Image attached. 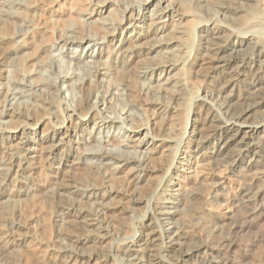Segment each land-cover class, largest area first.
I'll use <instances>...</instances> for the list:
<instances>
[{"label":"bare ground","instance_id":"bare-ground-1","mask_svg":"<svg viewBox=\"0 0 264 264\" xmlns=\"http://www.w3.org/2000/svg\"><path fill=\"white\" fill-rule=\"evenodd\" d=\"M39 1L0 0V29L1 23L15 29L12 34L0 30V45L13 39L19 46V51L13 49V53H21L27 46L26 38L37 27L35 15ZM101 2H96L95 12L82 21L89 25L97 17L96 21L107 30L105 36L93 32L79 37L70 28L62 42L42 49L50 60L57 59L58 63L61 59L55 52L70 49L66 58H62L69 62L68 72L54 73V81L42 82L45 88L31 78L33 70L21 69L12 70L13 85H7L8 75L2 69L5 74L0 77V95L4 97L0 105V202L12 200L15 204L34 194L35 180L41 172L40 159L47 160L46 165L58 184L65 169L91 167L102 183L72 181L66 192H54L50 188L43 191L48 198L56 194L67 197L69 208L56 219L61 228L66 226L67 217H74L85 229L75 240L80 247L63 243L48 246L47 251L51 250L66 264H85L95 257L97 264H171L165 251L185 243L182 221H188L185 213L194 192L182 193L165 181L171 177V169L188 137V147L196 153L199 163L221 166L232 162V172L246 180L229 200L234 209L221 217L222 227L218 223L219 243L203 245L200 249L190 245L181 248L178 262L190 264V258L199 252L203 264H246V252L239 256L233 240L241 229L239 222L241 218L250 222L264 219V3L260 0H138L134 4L124 3L123 17L115 20L109 15L112 10L109 4ZM14 8L21 10L16 11L20 16L15 15ZM98 44L100 49L94 54L93 46ZM83 47L91 52L77 54L78 48ZM40 66L35 72L41 73ZM86 66L87 71L92 67L91 76L79 79L82 75L76 70ZM205 68L206 89L203 93L191 91L189 75L198 76ZM130 74L140 77L147 104L154 106L159 114L163 112L152 124L146 119L148 114L136 106L122 108L113 115V101L118 98L112 81ZM64 85L68 89L78 88V97L70 99L65 95ZM97 87L99 90L93 95ZM44 92L52 96V101L44 97ZM25 97H28L27 106L21 107ZM30 98L33 101L29 104ZM173 99L177 101L175 105L170 103ZM61 104L65 108L60 120L53 121L52 128L42 133L39 121L34 126L23 121L9 125L17 114L27 117L41 106L47 109L42 118L51 119L60 111ZM167 112L173 113L171 124L164 121L169 117ZM135 119L142 122L139 127L134 126ZM161 120L162 132L158 134L152 126ZM105 129L107 133L103 134ZM111 130L114 131L110 134ZM131 132L136 135L132 144ZM165 157L169 164L158 186L166 193L155 198L154 192L145 200L146 212L139 218L143 220L150 214L156 225L146 224L143 237L138 226L139 233L135 228L131 235L113 238L114 247L108 252L90 253L88 248L92 244L103 243L112 235L107 225L98 221L101 209L108 208L117 193L112 181L128 169L136 192L132 201L145 203L138 191L143 187L141 182L147 184L149 179L141 173L152 166V160ZM224 182L221 178L214 182L217 190L224 189ZM83 199L94 207L81 208ZM191 212H195L194 208ZM16 220L15 226H20L19 216ZM7 236L3 235L1 241L5 251L17 244L14 241L21 242V238L11 240ZM157 240L160 242L156 243ZM156 245L158 251L150 253L146 261L144 254Z\"/></svg>","mask_w":264,"mask_h":264},{"label":"rangeland","instance_id":"rangeland-1","mask_svg":"<svg viewBox=\"0 0 264 264\" xmlns=\"http://www.w3.org/2000/svg\"><path fill=\"white\" fill-rule=\"evenodd\" d=\"M101 1H106V3L109 4L110 9H112L109 15L115 20H119L124 14L123 4H134L138 0ZM101 1L40 0L36 7L38 15H35L37 18V22H35L37 23L36 26L38 28L36 27L35 30H33L34 32L32 31L29 37L26 38L27 46L21 49V53L19 55L13 53V49L19 51V46L14 44L13 39L0 45V77L4 76L5 74L2 69H6V76H9H7L9 82L6 81V84L9 83V85L12 86V81H14V76H12L14 75V70H33L31 78L36 82V84H39L45 88V84H42L44 80L46 82H48V80L54 81V78L56 77L55 75H57L59 72H68L69 67L67 66H69V62L66 60L64 61L62 58L67 55L70 49H68L67 52H55L57 55L56 57L61 59V61L58 60L59 63L56 61L57 59L54 60L56 61L55 67H53V64H55L54 61L50 60L47 52H44L42 49H49L51 46L56 44V42H62L65 33L69 32L70 28H73L79 37L93 32V34L96 33L98 36H105L107 30L103 27V25H101L100 22L96 21L95 18L97 17L93 18V22H91L89 25H85L82 21L83 18L87 19L90 14L95 12L96 2L100 3ZM260 1L264 3V0ZM18 10H14L15 15H19L16 14ZM19 11L21 12V10ZM15 21L18 22V19H15ZM0 30L8 34H12L14 33L15 29L12 25L10 26L9 24L1 23ZM84 49L85 47H83V49L78 48L77 54L79 53L81 55L91 52L90 50L88 51L87 48L85 51ZM99 49V44L94 45V54L98 53ZM106 56L107 54H105V60L107 58ZM47 58L50 60V62L53 61L51 62V65L49 64L50 62ZM45 60L46 63H44ZM65 62H67V64ZM40 64L42 65L40 66ZM38 66L41 68V73L35 72V69ZM85 68L82 67V70L80 68L77 69L78 71L76 70V72H79V74L82 75L79 77V79H81V77L83 79L91 76L90 71H92V67H88V71L87 66ZM7 69H10V72ZM206 69L207 68L199 72L198 76L195 74L189 75L188 88H191V91H195L197 93L204 92L207 87V82L205 79L207 71ZM11 79L13 80L11 81ZM112 82L116 86L114 91H116V97L118 98L116 101H113V115L114 113L115 115H117L116 113H120L122 108H131L136 106L142 108L143 111L148 114L146 119L149 121V124H152V122L157 121L160 119V117H162L163 112L159 114V111H154V106L147 104V96L141 91V79L139 76L130 74L126 77H116ZM64 86V94L69 98L71 97L70 99H74L80 94L78 92V88L68 89L66 87L67 85ZM10 87L7 86L6 88L9 89ZM98 90L99 88L97 87L94 90L93 95ZM43 94L44 97L48 98L49 101L52 99V96L49 95L48 92H44ZM0 96L1 105V103L4 101V97L2 98V95ZM23 100L24 103H27L28 97H25V99L23 98ZM31 101H33L32 98L29 99L28 103L30 104ZM26 103L21 104V107L27 106ZM170 103L175 105L177 101L173 99L170 100ZM60 108V111H58L51 119H46L42 118L43 116H46V107H37L35 110L30 111L27 117L25 115L17 114L12 119L13 122H11L9 125H15L16 122L23 121L34 126L39 121L38 126L42 133L43 130L52 128L51 123L53 121L60 120L65 105L61 104ZM172 114L173 113L167 112L169 117H167L168 119H164V121L167 120V122L170 123V120L173 119ZM3 119L10 120L9 117H4ZM162 122L163 120L152 126L154 132L158 134L162 132ZM141 123V121L135 119L134 126L139 127ZM112 131L114 130H111L110 134ZM173 131H177V127L174 125ZM104 133H107L106 129L103 131V134ZM131 134H133L134 137L132 140H130V143L132 144L134 143L132 141H134L136 135L132 132ZM188 140L189 139L187 137V143ZM114 143L117 142L114 141ZM187 143L181 147V151L178 153L175 161V166L173 169H171L169 175L171 177L167 176L168 178L165 181V183L167 182L172 188L178 189L182 193L188 194L189 192H194L193 197L188 204V209L185 213L188 221H182V225L184 227L183 229L181 228L184 237L182 241L185 243L181 247L179 245H173L172 248H170L168 251H165V253L168 255L167 257L170 259L171 264H180L177 257L179 256L181 248H186L188 245H190L195 249H200V247L203 245L215 246L219 243L220 236L217 231V226L220 225L222 227V224L224 223H221V217L229 215L234 209L229 203V200L238 193L240 187H242L241 184L246 180V177L239 176L236 171L232 172L230 166L232 162L229 164H222L221 166L208 165L205 161L199 163L200 161L199 158H197L198 156H196V153L192 151L190 147H188L189 145ZM1 155L3 156L4 153ZM149 156H151V154H149ZM39 162V171L41 170V172L35 180L37 190L34 191V194H32L29 198H23L15 204L12 200H2L0 202V264H66V261L59 258L55 253H52L51 250L47 251V247H55L63 243L78 245L75 240H77L80 237V234H83L85 230L81 224H78L74 221V217H67L68 220H66V226L61 228V226L58 225L56 219L62 211L68 210L69 206L67 203L69 202L67 197L65 195L56 194L53 197L48 198L44 195L43 191L50 188L53 189L54 192H66L69 183L72 181H94L96 183H102V180L99 178V176L94 173L95 169L91 167L83 169L79 166L78 168L76 167L73 169L67 168L65 169V172L61 174V178L59 180V182H61L58 184L56 183L58 180L52 177V172L49 166L46 165L47 160L43 158L40 159ZM168 164L169 161L166 157L163 159H155L151 161L152 166H150L146 171H142L141 174H146L145 176L147 177H144L149 179V183L147 184H143L146 182H141L140 185L143 187H141V189L138 191V194L140 198L143 199V201H147L154 192L155 198L163 196L160 194L166 193L164 188L161 189V186H158V183L161 180L163 172L167 168ZM149 175L150 178H148ZM132 178L133 176H131V171L126 169L125 172L122 173V177H116L112 181L117 193L113 195V199L109 202L108 208L101 209L99 212L100 216L98 218V221H101L103 224L107 225V228L112 235L103 243L92 244L91 247L88 248L90 253H93L94 251H97L99 254L108 252L112 246L114 247V244H112L113 238L131 235L133 233V229L135 228L139 233L137 230L138 226L139 230L141 229L140 235L143 237L147 232L146 229L148 228L145 227L146 224H152L153 226L156 225L155 221L151 219L152 215L150 214L147 218H144L145 220H139V218L142 219L141 216L146 212V201L145 203L138 204L132 201V196L136 194V192L133 190L134 180ZM218 178H221L225 181L223 184V186H225L224 189L217 190L218 187L215 186L214 182ZM129 179H132V181ZM13 188L16 189V186ZM80 206L81 208L84 207V210L92 209L94 207L87 199H83V202ZM191 208H194L195 212H191ZM17 216H19L21 221L20 226H15L14 224V222L17 221ZM241 220L242 221H240L239 218V225L241 226L242 224L241 229L236 234L237 236H234L233 238L235 241L234 243L239 251V256L246 252V264H264V219L259 222H250L246 220H244V222L242 218ZM3 235H8L7 237L11 238V240L21 238V242L18 243L14 241L13 243L17 244H13L7 249V251H5L1 243ZM31 235L33 238H29ZM156 236L159 235L157 234ZM23 238L25 239L23 240ZM158 242L160 241L157 240L156 243ZM152 247V251H148V253L144 254V259H146V261H149L150 257L148 255L150 253H156L158 251V245ZM249 250L250 252H248ZM210 252H212V250ZM201 257V254L198 252L197 255H193L190 258L189 263L203 264ZM96 260V257L89 259L85 262V264H97Z\"/></svg>","mask_w":264,"mask_h":264}]
</instances>
